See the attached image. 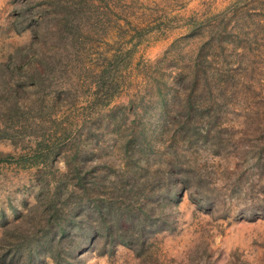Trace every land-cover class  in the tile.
Wrapping results in <instances>:
<instances>
[{
  "label": "rangeland",
  "instance_id": "374dc122",
  "mask_svg": "<svg viewBox=\"0 0 264 264\" xmlns=\"http://www.w3.org/2000/svg\"><path fill=\"white\" fill-rule=\"evenodd\" d=\"M101 200L144 204L139 246ZM54 254L264 264V0H0V264Z\"/></svg>",
  "mask_w": 264,
  "mask_h": 264
},
{
  "label": "trees",
  "instance_id": "16d2710c",
  "mask_svg": "<svg viewBox=\"0 0 264 264\" xmlns=\"http://www.w3.org/2000/svg\"><path fill=\"white\" fill-rule=\"evenodd\" d=\"M109 87V84H105L104 72H102L97 80L94 101L97 100L98 94H103ZM175 191L177 190L174 188L170 189L169 196L172 198L175 197ZM101 202L106 203V205H103ZM101 202H94L89 211L95 216L96 227L101 231L103 238L108 237L111 243L139 246L143 241L141 233L145 229L143 226L145 224H142V222L144 219L151 218L149 215L150 213L143 208L144 204L142 202H138L134 205L128 204L127 200L121 202V206L112 205L110 201L101 200ZM124 212L127 213L126 216H123ZM86 218L84 222L87 225L88 220ZM123 221L125 223H123ZM90 224L92 225V222H89V225ZM57 229L61 232L63 230L61 225H57ZM51 257L54 264H59L56 254ZM2 261L3 258L1 256L0 263H2Z\"/></svg>",
  "mask_w": 264,
  "mask_h": 264
}]
</instances>
